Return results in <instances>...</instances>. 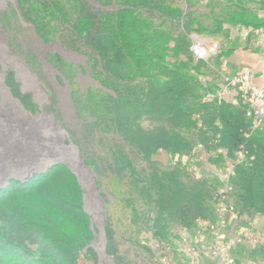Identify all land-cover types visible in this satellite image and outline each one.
Masks as SVG:
<instances>
[{
    "label": "trees",
    "instance_id": "1",
    "mask_svg": "<svg viewBox=\"0 0 264 264\" xmlns=\"http://www.w3.org/2000/svg\"><path fill=\"white\" fill-rule=\"evenodd\" d=\"M98 2L112 9L92 10L84 0H18V11L43 41L51 42L67 28L89 47L85 54L100 88L85 93L73 89L84 118L82 135L92 139L102 132L118 137L145 165L139 169L121 148L109 163L90 161L110 182L113 199L122 203L132 235L148 231L163 247L177 236L174 226L191 229L201 218L215 220L219 181L205 177L201 169L195 179L193 167L182 161V157L194 161L200 146L215 164L234 159L239 150L247 153L236 168L233 203L240 214L264 219V130L246 136L250 120L242 103L204 100L215 93L210 74L222 73L229 51L208 61L195 60L191 52L192 34L226 43L232 28L259 26L261 21L245 0H227L211 8L206 20L174 0ZM186 6L194 7L191 2ZM77 42L72 44L76 49ZM53 62L60 69L66 66L58 57ZM8 76L13 94L34 109L30 97L20 94L13 74ZM219 149L225 153L219 154ZM161 151L178 160L161 167L155 160ZM46 176L36 175L28 183L13 180L7 190H0V264H81L83 257L95 259L90 247L94 231L79 193L59 201L63 214L73 215L74 221H23L2 204L6 193L29 191ZM105 234L114 264H130L118 253L110 223Z\"/></svg>",
    "mask_w": 264,
    "mask_h": 264
},
{
    "label": "rangeland",
    "instance_id": "2",
    "mask_svg": "<svg viewBox=\"0 0 264 264\" xmlns=\"http://www.w3.org/2000/svg\"><path fill=\"white\" fill-rule=\"evenodd\" d=\"M84 1L92 10L112 9L101 5L98 0ZM174 1L206 20L211 8L220 7L227 0ZM187 2L194 7L188 9ZM191 39L217 43L219 53L229 50V40L223 43V40L201 34H192ZM74 40L78 41L77 49L72 46ZM87 52H90L89 47L74 39L67 28L60 29L51 42L43 41L33 27L21 18L18 0H0V190H7L13 180L28 183L36 175H48L40 178L29 191L13 195L6 193L2 204L23 221H74L73 215L66 217L63 214L65 211L59 206V201L69 197L74 199L79 193L82 208L94 231L90 247L96 254L95 259L83 257L81 264H114L107 253V223L116 232L119 255L130 264H159V255L172 258L174 264H184L179 236L181 228L174 226L173 233L177 236L173 237L171 245L163 247L153 240L148 231L140 230L138 234L137 230L132 235L130 219L122 203L119 204L111 196L110 182L98 175L90 163H109L114 152L121 148L135 160L139 169L145 166L118 137L105 136L102 132L92 135V139L82 135L84 118L75 105L73 89L85 93L100 88L99 81L89 68ZM53 57L61 58L66 66L57 68ZM231 70L227 61L222 73L220 70L218 76L210 74L215 93L222 90L224 77L231 76ZM10 73L20 94L30 97L34 109L24 105L13 94L8 84ZM230 91L231 94L224 100L238 104L233 89ZM144 125L148 123L144 122ZM193 159L189 161L182 157V161L189 162L187 165L201 169L205 177L217 181L218 171L227 163H212L199 149L195 150ZM155 160L161 167H169L178 158L172 159L161 151ZM215 185L217 192L219 184ZM241 251V255L252 253L260 256L264 247L256 252L251 249ZM202 264H209V260L205 258Z\"/></svg>",
    "mask_w": 264,
    "mask_h": 264
},
{
    "label": "built area",
    "instance_id": "3",
    "mask_svg": "<svg viewBox=\"0 0 264 264\" xmlns=\"http://www.w3.org/2000/svg\"><path fill=\"white\" fill-rule=\"evenodd\" d=\"M252 30L243 33L247 37ZM191 52L195 60L208 61L218 55L219 45L204 40H192ZM223 68V67H222ZM225 85L221 91L208 94L206 102L224 99L233 89L234 99L244 105L246 117L250 120V129L246 133L264 130V86L254 83L251 69H240L229 77H224ZM199 150L203 151L200 146ZM224 154L223 149L218 150ZM247 153L239 150L234 159L228 160L226 165L217 173L219 186L217 199L214 202L215 220L201 218L191 228H181L180 241L184 252V264H202L205 258L209 264H264L262 255L242 254L241 250L251 249L256 252L264 247V219L256 214H240L233 203L234 185L237 166L243 162ZM195 179H199L202 172L193 169ZM159 264H174L172 258L157 256Z\"/></svg>",
    "mask_w": 264,
    "mask_h": 264
},
{
    "label": "crops",
    "instance_id": "4",
    "mask_svg": "<svg viewBox=\"0 0 264 264\" xmlns=\"http://www.w3.org/2000/svg\"><path fill=\"white\" fill-rule=\"evenodd\" d=\"M244 3L261 23L257 27L239 25L232 28L229 36V55L226 60L232 73L240 69H251L254 83L264 86V0H245ZM246 29L252 32L244 37ZM227 61L223 62V68L227 66Z\"/></svg>",
    "mask_w": 264,
    "mask_h": 264
}]
</instances>
